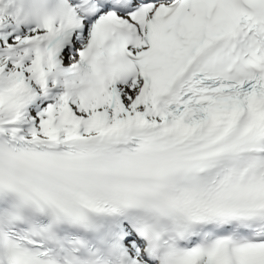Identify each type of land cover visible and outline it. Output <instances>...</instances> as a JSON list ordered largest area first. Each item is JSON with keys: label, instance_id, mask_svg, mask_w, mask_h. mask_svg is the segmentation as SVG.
I'll return each instance as SVG.
<instances>
[{"label": "bare ground", "instance_id": "bare-ground-1", "mask_svg": "<svg viewBox=\"0 0 264 264\" xmlns=\"http://www.w3.org/2000/svg\"><path fill=\"white\" fill-rule=\"evenodd\" d=\"M12 100L10 99V95H7L6 97H5V99H4V101H2L1 102V105L2 104H5L4 102H6V103H10ZM149 117V116H148Z\"/></svg>", "mask_w": 264, "mask_h": 264}]
</instances>
